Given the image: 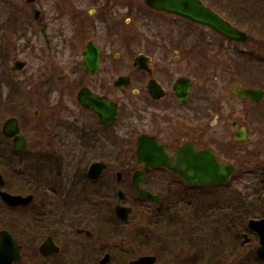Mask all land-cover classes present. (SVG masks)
<instances>
[{"label": "flooded vegetation", "instance_id": "af4514ba", "mask_svg": "<svg viewBox=\"0 0 264 264\" xmlns=\"http://www.w3.org/2000/svg\"><path fill=\"white\" fill-rule=\"evenodd\" d=\"M148 1L0 0V264H264V198L239 228L207 193L264 117V0H200L244 44ZM209 153L233 174L190 182Z\"/></svg>", "mask_w": 264, "mask_h": 264}, {"label": "rangeland", "instance_id": "374dc122", "mask_svg": "<svg viewBox=\"0 0 264 264\" xmlns=\"http://www.w3.org/2000/svg\"><path fill=\"white\" fill-rule=\"evenodd\" d=\"M193 32L200 33L199 29H193ZM224 49H236L231 47L230 44L222 45ZM244 64H242V69ZM258 74V69L255 68ZM264 105V101H263ZM260 111V110H259ZM243 114H248L247 117L242 118V123L249 126V137L246 143H241L239 146V151L237 154L234 152H227L223 154L224 160L228 162H235L237 164V170L235 176H237V181H234L228 188H210L207 192L210 196V205L221 204L224 207L225 212L228 215H232V223L237 225L239 228L241 226L246 227V221L249 218H253L254 215L262 213V209H254L253 204L264 198V184L262 187L259 185L260 179L264 176V117H260L255 114V112L246 104L242 103ZM236 190V193L230 192L231 190ZM255 190V191H254ZM263 205V204H262ZM259 206V205H258ZM237 209V210H236ZM236 210L237 213L233 214ZM239 214L237 219L234 216ZM234 215V216H233ZM218 215L213 214L214 220ZM218 223H211L212 226H216ZM237 228H231V232H227L225 235V240L228 241L230 238H234L238 234ZM220 230H223L220 227ZM218 234L214 229L209 230V241L210 243H215L218 240ZM251 245H249L250 247ZM225 248V246L223 245ZM248 246H240V239L237 241L235 250L240 251L241 257L243 259L252 258L251 251ZM227 254L229 249L225 248Z\"/></svg>", "mask_w": 264, "mask_h": 264}, {"label": "water", "instance_id": "95a60500", "mask_svg": "<svg viewBox=\"0 0 264 264\" xmlns=\"http://www.w3.org/2000/svg\"><path fill=\"white\" fill-rule=\"evenodd\" d=\"M148 2L149 5L155 9L163 10L167 13L180 16L189 21L205 26L228 41L236 43H244L246 41L244 32L237 29L211 8L205 6L200 0H149ZM261 95L260 92L255 90H246L244 94V96L251 97L255 101H258L261 98ZM151 153L152 151H150L149 148H146L145 153L144 149L141 147L137 150V156L139 158H142L144 155L147 156L141 160L149 161L151 164L159 162V160L151 157ZM170 168L176 170L175 168ZM187 170L190 174L187 175L186 178L190 182L206 184L226 181L232 174L234 167L232 165L221 164L213 154L209 153L203 155V161L192 162ZM139 193L142 196L150 197L148 193L140 189ZM248 227L259 237L257 254L259 257L264 258V218L260 220H249ZM246 241L247 239L245 238L243 243ZM146 260L149 262L152 258H142L131 264H147Z\"/></svg>", "mask_w": 264, "mask_h": 264}, {"label": "trees", "instance_id": "16d2710c", "mask_svg": "<svg viewBox=\"0 0 264 264\" xmlns=\"http://www.w3.org/2000/svg\"><path fill=\"white\" fill-rule=\"evenodd\" d=\"M259 184H260V185H259L260 187L263 186V184H264V176L260 179Z\"/></svg>", "mask_w": 264, "mask_h": 264}]
</instances>
